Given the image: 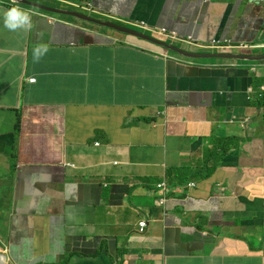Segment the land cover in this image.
<instances>
[{"label":"crops","instance_id":"1","mask_svg":"<svg viewBox=\"0 0 264 264\" xmlns=\"http://www.w3.org/2000/svg\"><path fill=\"white\" fill-rule=\"evenodd\" d=\"M27 1L93 3L103 20L165 28L205 54L264 41V0ZM12 6L30 8L0 0L6 264H264V63L190 59L126 34L86 44L73 27L107 36L33 8V30L12 32ZM38 43L49 51L34 63ZM214 164L207 179L168 178Z\"/></svg>","mask_w":264,"mask_h":264},{"label":"water","instance_id":"2","mask_svg":"<svg viewBox=\"0 0 264 264\" xmlns=\"http://www.w3.org/2000/svg\"><path fill=\"white\" fill-rule=\"evenodd\" d=\"M19 3H23L24 5H27L29 7H32L34 9L38 8L41 10H45L48 13H53V14H61V15H69V16H74L78 17L81 19H84L86 21L92 22L94 24H97L99 26L103 27H108L111 29H114L118 32L124 33L126 35L142 39L145 41H148L150 43H153L157 46H160L164 48L167 51L175 52L181 56H184L186 58L190 59H206V58H214V59H223V60H234V61H248V62H259V61H264V55H244V54H237V53H232V54H205V53H200V52H194V51H188L183 48L177 47L172 44H167L163 43L158 39H155L153 37L147 36L144 33L133 30L121 25H118L116 23L110 22V21H105L101 19H96L91 16L76 12V11H68L65 9H57L49 6H45L40 3L32 2V1H27V0H17ZM43 18V20L47 21L48 19L46 17H40ZM55 24H62V23H55ZM74 28V33L79 36V35H84L88 39L84 41L86 44H104V43H109L111 42L110 39L107 37L94 34V33H84V31H81L80 29H77L76 27Z\"/></svg>","mask_w":264,"mask_h":264},{"label":"rangeland","instance_id":"3","mask_svg":"<svg viewBox=\"0 0 264 264\" xmlns=\"http://www.w3.org/2000/svg\"><path fill=\"white\" fill-rule=\"evenodd\" d=\"M38 3L43 4L45 6H49L53 5L55 6V8L57 9H67V10H73L88 16H91L93 18L96 19H104V17H101L99 15H97L95 12L96 10L94 9H83L81 7H69V6H65L62 3H53V2H43V1H38ZM36 14L42 15V16H47L50 17L54 20H57V22H65V23H70V24H77V25H82L84 26V28L86 29H95L97 32L105 34V36H107L108 38L112 39L114 42L115 41H119V39H125L126 36L124 35V33L118 32L114 29L108 28V27H103V26H99L97 24H94L92 22L86 21L84 19L78 18V17H74V16H69V15H61V14H53V13H48L45 10H41L36 8ZM110 22L116 23L118 25L121 26H125L127 28L133 29V30H137L140 31L142 33H144L147 36L153 37V38H157L158 40H160L161 42H165L167 44H173L177 47L183 48L185 50L188 51H194V52H199L200 49L189 44V43H185V42H180L177 40H173L171 38L162 36L158 33H153L152 31L149 30H145L141 27L135 26L133 25L131 22L129 21H124V20H119V19H108ZM255 48L250 49L245 51V53H248L250 51H252L254 54H264V41L258 42L254 45ZM236 52H239V49L235 50ZM202 52V51H201ZM205 53V52H203ZM223 60V59H222ZM229 61H234V60H229ZM262 62V61H261ZM257 63V62H256Z\"/></svg>","mask_w":264,"mask_h":264},{"label":"clouds","instance_id":"4","mask_svg":"<svg viewBox=\"0 0 264 264\" xmlns=\"http://www.w3.org/2000/svg\"><path fill=\"white\" fill-rule=\"evenodd\" d=\"M250 2H251V0H250ZM36 3H38V2H36ZM13 4L17 5V0H13ZM19 4H23V3H19ZM72 4L73 5L80 4V5H86L87 6V4H90V3H72ZM91 4H93V3H91ZM25 6H27V5H25ZM27 7L29 8V6H27ZM30 8H32V7H30ZM30 8L27 9L28 11H26L19 6H12V7L8 8L7 10H5L3 12V25H4V27L7 30L12 31V32H16V31L30 32V31H32L34 28V21H33L34 13L32 11H36V9L31 11ZM53 8H55V7H53ZM62 9H64V8H62ZM93 9H94V4H93ZM65 10H67V9H65ZM29 11H31V13ZM68 11H73V10H68ZM40 16H42V15H40ZM42 17L50 18L47 16H42ZM101 20H103V19H101ZM224 42H230V41H224ZM221 43H223V42H221ZM230 43H232V42H230ZM238 44H246V43H238ZM193 46L197 47V45H193ZM48 51H49V46L47 43L36 44L33 48V53H32L33 62L39 63L47 55ZM200 53H203V52H200ZM232 53L251 55V54H249V52L248 53L236 52L235 50H233V52H230V54H232ZM257 55H264V54H257ZM261 63H264V61H262ZM34 81H35V79H34ZM29 82L33 83L32 81H30V79H29ZM262 87H264V86H261V88L259 89L260 94H262V90H261ZM252 92H256V91H254V89H252ZM262 98H264V94L262 95V97H259L258 99L261 100ZM162 184L165 185V189L161 188V190L163 193H165L167 195V193H166L167 184L164 182V183H160L159 185H162ZM159 185H158V188H160ZM160 198H162V196L158 193V199L157 200H159ZM165 199H166L165 204H167V201H168L167 197ZM163 211L165 212V210H163ZM143 221H146V220H142L141 222H143ZM140 223H139V227L141 228ZM147 225H148V223H147ZM145 228H144V230H145ZM139 231H140V229H139ZM0 260H1L0 264H6V256L4 255L3 252H0Z\"/></svg>","mask_w":264,"mask_h":264},{"label":"built area","instance_id":"5","mask_svg":"<svg viewBox=\"0 0 264 264\" xmlns=\"http://www.w3.org/2000/svg\"><path fill=\"white\" fill-rule=\"evenodd\" d=\"M76 7H81L83 9H93V4H87L86 5H80V4H75ZM130 22V21H129ZM131 23L135 26H138V27H141L145 30H149V31H152L154 32L150 27H148L147 24H145L144 22H141V23H138V22H133L131 21ZM155 33H158L162 36H165V37H168V38H171V39H175L177 41H180V42H183V39L180 38L178 36V34L174 31H167L165 28H162L160 29L158 32H155ZM185 43H189L191 45H195V44H192V40H188V41H185ZM213 47H217L223 51H230V52H233V50H236V49H239L240 51L239 52H245L247 50H250V49H253L255 48L253 45H248V44H233V43H230V42H215L213 44ZM30 81H34V79H30ZM262 94L260 95V97H262V95L264 94V87H262ZM160 188L162 189H165V185L162 184V185H159ZM159 201L162 203V204H165L166 203V199L165 198H160ZM141 225V228H140V231L143 232L144 231V228L147 226V222L146 221H143L140 223Z\"/></svg>","mask_w":264,"mask_h":264},{"label":"trees","instance_id":"6","mask_svg":"<svg viewBox=\"0 0 264 264\" xmlns=\"http://www.w3.org/2000/svg\"><path fill=\"white\" fill-rule=\"evenodd\" d=\"M84 33H89V32H84ZM260 106L262 108H264V98H262L260 100ZM218 162V160L216 161V163ZM216 164L212 165V166H206L205 170H199L197 171L196 174H190V175H176V172L178 171V169L176 170L175 173L173 174H169V179L175 176V184H187L189 181L193 180V179H199V180H203V179H207L211 176V174L213 173L214 169H215ZM170 185V184H169Z\"/></svg>","mask_w":264,"mask_h":264},{"label":"bare ground","instance_id":"7","mask_svg":"<svg viewBox=\"0 0 264 264\" xmlns=\"http://www.w3.org/2000/svg\"><path fill=\"white\" fill-rule=\"evenodd\" d=\"M164 49V48H163ZM264 86V85H263ZM260 92L258 91V95H257V98H259L260 97ZM261 109H263L262 107H261ZM264 110V109H263ZM190 186H192V187H194V186H196V184H194V183H192V184H190ZM158 193L163 197V198H166L167 197V195L165 194V193H163L162 192V190H161V188H159V190H158ZM159 201V200H158ZM159 204L161 205V206H164L165 204H162L160 201H159ZM1 261V260H0Z\"/></svg>","mask_w":264,"mask_h":264}]
</instances>
